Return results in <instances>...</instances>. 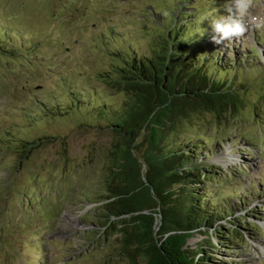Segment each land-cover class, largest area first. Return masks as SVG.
Returning a JSON list of instances; mask_svg holds the SVG:
<instances>
[{
  "label": "rangeland",
  "instance_id": "374dc122",
  "mask_svg": "<svg viewBox=\"0 0 264 264\" xmlns=\"http://www.w3.org/2000/svg\"><path fill=\"white\" fill-rule=\"evenodd\" d=\"M232 3L0 0V37L10 33L9 40L0 38V264H126L114 256L115 235L96 238L101 227L92 219L115 138L98 105L115 109L124 98L98 73L109 69L114 46L149 54L154 35L173 22L162 12L177 18L178 32L187 30L181 34L187 54L208 57L216 68L231 65L226 81L245 83L235 113L218 122L204 114L182 123V135L199 147L196 161L214 171L200 176L209 203L240 236L228 243L210 227L186 245L209 247L212 264H264V28L250 25L242 37L212 42V22L227 17ZM249 13L264 19V0H254ZM110 28L117 40L100 36ZM15 50L28 59L10 54ZM25 141L32 147L21 159ZM216 219L224 233L226 220Z\"/></svg>",
  "mask_w": 264,
  "mask_h": 264
},
{
  "label": "trees",
  "instance_id": "16d2710c",
  "mask_svg": "<svg viewBox=\"0 0 264 264\" xmlns=\"http://www.w3.org/2000/svg\"><path fill=\"white\" fill-rule=\"evenodd\" d=\"M190 7L197 9L196 4ZM161 15L173 22L165 27L164 34L154 35L149 54L114 46L109 48L112 55L107 56L109 69L98 73L104 86L124 98L115 109L98 105L97 111L107 115L115 138L107 148L106 164L96 185L98 204L92 219L101 227L96 238L115 235L114 256L126 264H212L214 256L209 255V247L198 243L191 249L187 239L210 227L215 236H223L228 243L240 235L235 223L225 219L228 215L222 217L209 203L200 176L208 177L214 171L196 161L199 147L182 135V123L204 114L218 122L227 113H235L245 83L226 81L231 65L216 68L208 65V57L187 54L181 48L187 46L181 36L187 30L177 31L180 23L174 25V15ZM179 16L188 15L180 12ZM109 30L113 29L101 31L100 36L117 40ZM6 34L10 33L0 38L6 39ZM15 52L10 54L27 58ZM25 142L21 159L32 147L31 141ZM224 175L227 178L229 173L224 171ZM217 217L228 224L224 233L214 226ZM242 224L247 225L246 219Z\"/></svg>",
  "mask_w": 264,
  "mask_h": 264
},
{
  "label": "clouds",
  "instance_id": "9594fccd",
  "mask_svg": "<svg viewBox=\"0 0 264 264\" xmlns=\"http://www.w3.org/2000/svg\"><path fill=\"white\" fill-rule=\"evenodd\" d=\"M254 5V0H233L232 6L225 10L228 15L225 18H218L211 24L212 35L210 39L217 45L225 41H232L245 35L250 25L255 28H264V19L251 16L250 8Z\"/></svg>",
  "mask_w": 264,
  "mask_h": 264
}]
</instances>
